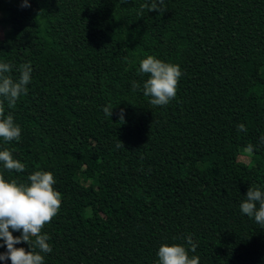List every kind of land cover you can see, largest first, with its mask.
<instances>
[{
  "label": "trees",
  "instance_id": "16d2710c",
  "mask_svg": "<svg viewBox=\"0 0 264 264\" xmlns=\"http://www.w3.org/2000/svg\"><path fill=\"white\" fill-rule=\"evenodd\" d=\"M146 3L0 0V62L14 80L32 68L27 95L5 101L21 138L0 139L25 170L0 174L56 179L44 264H158L163 244L200 264H264V227L240 211L249 187L264 190V0ZM149 55L181 68L166 106L143 94Z\"/></svg>",
  "mask_w": 264,
  "mask_h": 264
},
{
  "label": "clouds",
  "instance_id": "9594fccd",
  "mask_svg": "<svg viewBox=\"0 0 264 264\" xmlns=\"http://www.w3.org/2000/svg\"><path fill=\"white\" fill-rule=\"evenodd\" d=\"M163 0H151L142 9L158 12ZM22 6H29L24 0ZM12 65L0 62V139L5 142L19 141L22 129L14 122L12 115H6L5 101L9 108L15 107L23 95H27V85L31 82L32 68L30 64L20 66V76L14 80L8 73ZM138 73L147 75L143 84V94L150 97L153 106H166L177 94L182 71L179 65L162 61L154 56H147L139 62ZM139 85L133 82V89ZM107 116L112 117L113 109L103 108ZM124 121L121 110L120 120ZM246 132L244 124L238 126ZM264 139V138H262ZM0 162L4 169L15 170L17 173L25 170V164L14 159L10 150H0ZM29 183H18L7 180L0 174V240L6 245L7 251L0 253V261L10 260L11 264H44V254L51 253L49 237L42 232L45 225L57 216L62 203L61 193L54 188L56 179L50 171L37 170L28 176ZM245 200L240 204V211L264 227V190L249 187ZM11 229V231H10ZM13 231L21 232L13 236ZM191 251L195 252L196 244L191 237L187 238ZM25 242L29 250L15 245ZM39 249V251H36ZM158 264H200L198 256H189L188 250L182 245L163 244L159 247Z\"/></svg>",
  "mask_w": 264,
  "mask_h": 264
},
{
  "label": "rangeland",
  "instance_id": "374dc122",
  "mask_svg": "<svg viewBox=\"0 0 264 264\" xmlns=\"http://www.w3.org/2000/svg\"><path fill=\"white\" fill-rule=\"evenodd\" d=\"M8 28V24H5V22H2L1 21V18H0V36L2 34V32L4 30H6ZM212 157V155H209L207 157V159H210ZM238 160H243L245 163L247 162L248 158L247 156L245 155V153L241 154V156H239V159Z\"/></svg>",
  "mask_w": 264,
  "mask_h": 264
}]
</instances>
